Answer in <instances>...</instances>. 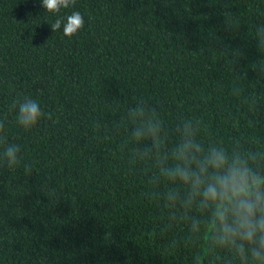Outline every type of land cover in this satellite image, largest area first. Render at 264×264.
Masks as SVG:
<instances>
[{
	"label": "trees",
	"instance_id": "16d2710c",
	"mask_svg": "<svg viewBox=\"0 0 264 264\" xmlns=\"http://www.w3.org/2000/svg\"><path fill=\"white\" fill-rule=\"evenodd\" d=\"M77 10L83 29L52 32ZM261 25L264 0H0V155L21 149L0 166V264H260L162 169L187 126L200 159L222 150L264 181ZM26 97L45 113L30 130L10 107ZM149 124L155 144L134 136Z\"/></svg>",
	"mask_w": 264,
	"mask_h": 264
},
{
	"label": "clouds",
	"instance_id": "9594fccd",
	"mask_svg": "<svg viewBox=\"0 0 264 264\" xmlns=\"http://www.w3.org/2000/svg\"><path fill=\"white\" fill-rule=\"evenodd\" d=\"M76 2L77 0H42V7L48 13L59 14L61 9L70 8ZM84 25V17L77 10L66 17L57 18L50 26L53 33L62 28L64 36L72 38ZM261 33H264V25L257 28V34ZM10 107L18 110L16 122L24 130L37 127L45 116L41 105L31 98L17 99ZM133 111L144 115L143 108L138 107ZM4 131L5 122L0 120V135ZM157 132L158 127L152 124L147 129L142 125L134 130V136L139 141L151 134L155 144ZM190 135L186 126V138L174 152V158L179 163L174 168L162 171L169 179L189 184L192 196L202 198V207L214 206L213 225L219 222L215 235L217 244L235 249L243 258L246 242L251 246V256L264 264V181L252 172L246 161L237 158L229 162L222 150L213 148L207 156L200 159L197 153L201 152V148L194 139L189 138ZM20 153L18 144H6L0 155V166L17 167L21 163ZM209 169L213 170L210 179Z\"/></svg>",
	"mask_w": 264,
	"mask_h": 264
}]
</instances>
